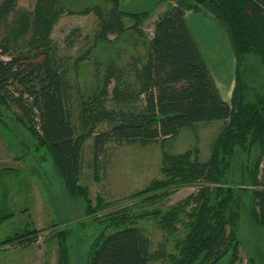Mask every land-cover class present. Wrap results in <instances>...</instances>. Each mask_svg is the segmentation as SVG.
<instances>
[{"label": "trees", "instance_id": "trees-1", "mask_svg": "<svg viewBox=\"0 0 264 264\" xmlns=\"http://www.w3.org/2000/svg\"><path fill=\"white\" fill-rule=\"evenodd\" d=\"M18 2L0 0V129L13 133L12 128L20 126L34 151L46 152L68 197L81 200L85 216L109 205L97 197L93 206L87 189L79 185L87 140H92L95 165L108 144H163L183 129L197 137L198 125L221 122L207 159H199L197 147L181 154L162 152L161 178L122 199L140 211L125 206L93 216L98 229L84 264H236L240 249L246 251V264H264V182L259 179L264 161V86L246 81L241 72V64L250 59L264 67V0H160L167 2L166 9L153 22L147 40L142 26L153 10L122 12L119 0L66 10L60 0H37L29 12L18 10ZM65 10L96 16L93 39L100 46L109 45V35L116 40L126 32L134 35L145 46L144 58L137 66L128 64V69L109 58L102 72V62L94 59L95 79L87 91L79 90L50 37ZM186 11L212 18L228 38L235 57L229 102L220 97L185 22ZM126 20L131 23L128 28ZM88 52L76 58L74 66L87 61ZM112 81L113 105L108 107ZM103 124L106 130L96 132ZM21 143L26 147L23 139ZM193 185H199L194 194L167 204L178 188ZM5 186L0 183L2 193ZM10 217H0V222ZM140 220L155 222L171 237L170 252L152 251L138 226ZM243 224L247 238L240 236ZM76 226L84 228L82 222ZM37 234L25 228L0 246L30 245ZM70 237L69 230H57L46 238L56 242V264H70Z\"/></svg>", "mask_w": 264, "mask_h": 264}, {"label": "rangeland", "instance_id": "rangeland-1", "mask_svg": "<svg viewBox=\"0 0 264 264\" xmlns=\"http://www.w3.org/2000/svg\"><path fill=\"white\" fill-rule=\"evenodd\" d=\"M36 1L19 0L17 9L31 12ZM60 1L65 5L66 10H78L90 4H97L101 0ZM154 4L155 8L150 18L142 26V33L146 40L151 37L153 22L158 19L161 10L166 9L167 2L132 0L123 6L128 11L141 13L153 8ZM66 10L58 17L50 37L55 43L57 55L68 67L70 80L77 83L79 90L87 91L95 79L96 72L92 65L94 59L97 63L101 61L103 64L99 72L106 69L109 58L115 59V64L122 69H128V64L132 66L140 64L145 55V46L141 40L136 41L134 35L126 32L117 40L114 35H109V45L100 46V43L97 44L93 39L97 29L96 16L93 13L72 15L67 14ZM13 19L14 16L10 17L9 23ZM130 25L131 23L126 20L125 26L128 28ZM74 29L78 31L67 38ZM193 31L198 33L199 39L208 51L205 54L201 48L213 81L217 84V79L220 78L228 84L234 76L235 64L228 38L226 37V41H220L214 48H210L208 40L213 39V31L201 28L197 23L193 26ZM88 50L87 61L74 66V60ZM241 72L246 81L253 82V85L264 86V67L257 60L250 59L241 64ZM113 87L114 81L108 88V107L113 105ZM20 128V126L12 128L13 133L0 129V183L8 186H5L7 189L3 193L0 190V217L11 216L0 222V242L25 228L35 229L38 234L36 241L30 245L13 243L0 246V264H56V242L47 241L46 238L52 236L57 230L71 232L70 264H84L86 251L98 229L93 216L101 217L125 206H129L128 208L134 211H140L132 201L122 199L143 189L152 180L161 178L159 169L162 152L165 150L171 154H181L197 147L199 159H207L209 144L221 129V122L198 125L197 137L190 130L183 129L174 139L163 144L157 143L146 147L108 144L95 165L92 158V140H87L83 148V175L79 185L87 189L93 206L97 197L109 203L104 211L97 213L94 211L93 216L83 214L84 205L81 200L68 197L50 157L44 150L34 151L26 135L20 133ZM105 130L106 125L103 124L97 128L96 132ZM21 139L24 140L26 147L21 146ZM5 188L2 187V190ZM198 188L199 185L178 188L167 204L172 205L185 199L194 194ZM77 222H82L84 228L78 229ZM138 226L149 238L152 251L155 252L161 248L167 252L171 251L173 246L171 237L162 233L155 222L140 220ZM240 236H245L243 238L249 236L244 224L241 227ZM239 256V262L236 264H246L244 249H240ZM152 264H160V262Z\"/></svg>", "mask_w": 264, "mask_h": 264}, {"label": "crops", "instance_id": "crops-1", "mask_svg": "<svg viewBox=\"0 0 264 264\" xmlns=\"http://www.w3.org/2000/svg\"><path fill=\"white\" fill-rule=\"evenodd\" d=\"M132 0H119V9L122 11V12H126V13H135V12H131V11H128L126 9L123 8V6H125L126 4L130 3ZM155 4L153 5V8L151 9H148L146 11H149V10H153L155 7ZM165 10H161V12H164ZM145 12V11H144ZM139 13V12H138ZM184 18H185V22L188 26V29L190 31V33L192 34V37L194 38L199 50H200V53L206 63V66H207V62H206V59L201 51V48L204 50L205 54L208 52L206 47L203 45L202 41L199 39L198 37V33H195L193 31V26H196V23L199 24L202 27L204 28H207L209 30H212L213 31V39H209V47L210 48H214L215 46L218 45V43L220 41H226L227 40V36L223 30V28L220 26V24L216 21H214L212 18L208 17V16H204L202 15L201 13H195V12H192V11H186L185 14H184ZM208 67V66H207ZM234 73H235V64H234ZM217 84L215 83V86L220 94V97L223 101L225 102H229L230 101V98H231V93H232V90H233V87H234V76L233 78L231 79V81L227 84L225 83L222 79H217ZM221 90V91H220ZM14 158V157H13ZM15 159V158H14Z\"/></svg>", "mask_w": 264, "mask_h": 264}, {"label": "built area", "instance_id": "built-area-1", "mask_svg": "<svg viewBox=\"0 0 264 264\" xmlns=\"http://www.w3.org/2000/svg\"><path fill=\"white\" fill-rule=\"evenodd\" d=\"M259 179L264 182V161L259 166Z\"/></svg>", "mask_w": 264, "mask_h": 264}]
</instances>
